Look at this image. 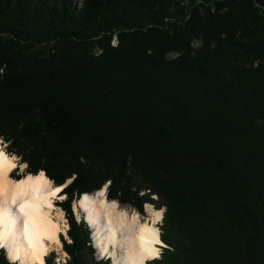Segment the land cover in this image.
I'll use <instances>...</instances> for the list:
<instances>
[{
  "label": "trees",
  "instance_id": "obj_1",
  "mask_svg": "<svg viewBox=\"0 0 264 264\" xmlns=\"http://www.w3.org/2000/svg\"><path fill=\"white\" fill-rule=\"evenodd\" d=\"M74 3L0 0V135L30 172L79 173L69 264L111 263L71 208L109 178L168 206L173 250L147 264H264V0Z\"/></svg>",
  "mask_w": 264,
  "mask_h": 264
},
{
  "label": "clouds",
  "instance_id": "obj_2",
  "mask_svg": "<svg viewBox=\"0 0 264 264\" xmlns=\"http://www.w3.org/2000/svg\"><path fill=\"white\" fill-rule=\"evenodd\" d=\"M111 45L119 46L118 33L113 35ZM4 71L0 68V75ZM12 143L0 135V249L9 264H48L53 253L52 264H69L72 257L65 243L71 247L75 240L69 235L71 223L61 205L69 200L65 190L78 180L79 173L73 172L58 185L45 168L35 173L28 171L30 162L24 160L23 154L9 150ZM14 171L19 179L11 176ZM112 185L109 178L92 192L71 194L73 217L77 225L84 223L92 232L97 259H111L113 264L162 260L164 249L173 250L162 240L168 206L157 207L160 195L145 187L139 196L149 199L143 201L141 213L131 205L121 204L118 197L122 193L110 199ZM132 191H136L135 186Z\"/></svg>",
  "mask_w": 264,
  "mask_h": 264
},
{
  "label": "rangeland",
  "instance_id": "obj_3",
  "mask_svg": "<svg viewBox=\"0 0 264 264\" xmlns=\"http://www.w3.org/2000/svg\"><path fill=\"white\" fill-rule=\"evenodd\" d=\"M81 2H82V0H75V3L74 4H75L76 8H78L81 5ZM91 235H92V232H91ZM94 249H95L94 257H95L96 261H102V260H98L97 259V250H96L95 247H94ZM110 262H111L110 264H112V260H110Z\"/></svg>",
  "mask_w": 264,
  "mask_h": 264
},
{
  "label": "bare ground",
  "instance_id": "obj_4",
  "mask_svg": "<svg viewBox=\"0 0 264 264\" xmlns=\"http://www.w3.org/2000/svg\"><path fill=\"white\" fill-rule=\"evenodd\" d=\"M92 237V236H91ZM112 264H113V260H112Z\"/></svg>",
  "mask_w": 264,
  "mask_h": 264
}]
</instances>
